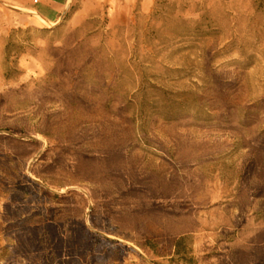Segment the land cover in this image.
Returning <instances> with one entry per match:
<instances>
[{
	"label": "rangeland",
	"instance_id": "1",
	"mask_svg": "<svg viewBox=\"0 0 264 264\" xmlns=\"http://www.w3.org/2000/svg\"><path fill=\"white\" fill-rule=\"evenodd\" d=\"M0 264H264V0H0Z\"/></svg>",
	"mask_w": 264,
	"mask_h": 264
},
{
	"label": "trees",
	"instance_id": "2",
	"mask_svg": "<svg viewBox=\"0 0 264 264\" xmlns=\"http://www.w3.org/2000/svg\"><path fill=\"white\" fill-rule=\"evenodd\" d=\"M178 244V243H177Z\"/></svg>",
	"mask_w": 264,
	"mask_h": 264
}]
</instances>
